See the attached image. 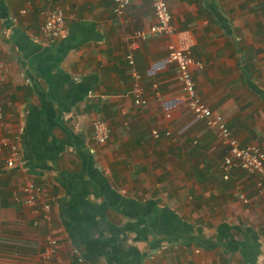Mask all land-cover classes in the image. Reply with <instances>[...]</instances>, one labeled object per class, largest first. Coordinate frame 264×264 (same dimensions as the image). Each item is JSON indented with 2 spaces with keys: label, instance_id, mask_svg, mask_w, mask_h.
Instances as JSON below:
<instances>
[{
  "label": "crops",
  "instance_id": "0c3cea01",
  "mask_svg": "<svg viewBox=\"0 0 264 264\" xmlns=\"http://www.w3.org/2000/svg\"><path fill=\"white\" fill-rule=\"evenodd\" d=\"M167 2L202 64L192 71L200 100L240 147L264 151V0ZM47 7L65 16L53 44L40 37ZM112 9V0H0L9 70L1 94L23 160L22 170L0 165V264H26L28 253L43 262L49 234L59 246L48 264H264L259 179L224 172L226 148L183 103L170 39L132 37L155 23L149 0L122 16ZM131 70L144 106L130 94ZM95 120L111 128L103 145L92 138ZM153 130L171 136L155 140ZM26 179L48 187L50 225L33 227L29 210L11 202Z\"/></svg>",
  "mask_w": 264,
  "mask_h": 264
},
{
  "label": "built area",
  "instance_id": "2783aa9c",
  "mask_svg": "<svg viewBox=\"0 0 264 264\" xmlns=\"http://www.w3.org/2000/svg\"><path fill=\"white\" fill-rule=\"evenodd\" d=\"M48 3L51 0H44ZM136 0H112L113 13L122 16L125 10ZM154 13L155 23L147 29L136 30L132 37L136 41H148L154 37L168 38L167 59L176 66V79L180 86L181 97L184 105L191 115L205 126L214 131L219 142L226 148L227 153L223 159V170L227 174L229 171L237 169L248 175L259 179V187L264 190V151L256 145L240 147L236 138L232 137L223 118L220 114L213 112L199 98L195 83L192 77L193 69H202V64L195 62L190 53L191 41L183 33H179L171 23V14L167 0H149ZM43 22L40 28V37L48 44L58 41L65 31V16L61 8L47 7L41 12ZM127 64L132 69L134 61L132 54L126 56ZM8 67L0 61V165L6 171H13L23 167L22 153L20 148V133L12 126H7L4 103L1 88L8 80ZM133 83L130 94L133 102L137 106L146 105L143 99V89L140 85V75L136 70L130 71ZM156 88L155 85L152 87ZM167 118L170 115H166ZM92 138L98 145L105 144L111 135L110 126L101 120L92 122ZM153 139L170 137L168 131L153 130ZM237 197L246 203L241 193ZM10 200L14 205L27 208L34 216L33 227H37L40 222L47 225L52 221L51 199L48 187L45 184H38L32 180H24L11 193ZM59 242L52 235L46 238V246L41 260L47 263L58 250ZM78 264H85L82 258L78 257Z\"/></svg>",
  "mask_w": 264,
  "mask_h": 264
},
{
  "label": "trees",
  "instance_id": "16d2710c",
  "mask_svg": "<svg viewBox=\"0 0 264 264\" xmlns=\"http://www.w3.org/2000/svg\"><path fill=\"white\" fill-rule=\"evenodd\" d=\"M1 233H2V230H1V226H0V249L5 247V245L2 244V242L4 240L1 238ZM27 250L29 252L31 249H27ZM2 252H4V250L0 251V253H2ZM28 255H29V257H27V260L24 261V263H26V264H48V263H43V262L37 263V262L34 261L35 260V256L30 255V253H28Z\"/></svg>",
  "mask_w": 264,
  "mask_h": 264
}]
</instances>
